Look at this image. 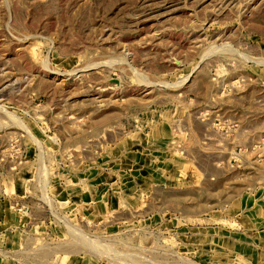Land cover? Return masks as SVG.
Here are the masks:
<instances>
[{
  "label": "rangeland",
  "instance_id": "1",
  "mask_svg": "<svg viewBox=\"0 0 264 264\" xmlns=\"http://www.w3.org/2000/svg\"><path fill=\"white\" fill-rule=\"evenodd\" d=\"M0 264H264V0H0Z\"/></svg>",
  "mask_w": 264,
  "mask_h": 264
},
{
  "label": "crops",
  "instance_id": "2",
  "mask_svg": "<svg viewBox=\"0 0 264 264\" xmlns=\"http://www.w3.org/2000/svg\"><path fill=\"white\" fill-rule=\"evenodd\" d=\"M182 166V165H181ZM180 168V167H179ZM183 169V168H182ZM175 177V173L173 174V178Z\"/></svg>",
  "mask_w": 264,
  "mask_h": 264
}]
</instances>
